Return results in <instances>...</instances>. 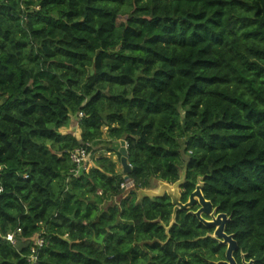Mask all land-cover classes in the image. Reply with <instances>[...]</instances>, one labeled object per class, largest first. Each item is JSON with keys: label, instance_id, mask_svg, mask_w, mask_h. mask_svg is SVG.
Segmentation results:
<instances>
[{"label": "trees", "instance_id": "trees-1", "mask_svg": "<svg viewBox=\"0 0 264 264\" xmlns=\"http://www.w3.org/2000/svg\"><path fill=\"white\" fill-rule=\"evenodd\" d=\"M121 140L135 190L103 210L125 192ZM87 145L117 159L72 176ZM185 167L182 201L203 177L264 264V0H0V264H28L38 234V264L219 259L196 216L167 233L171 199H139Z\"/></svg>", "mask_w": 264, "mask_h": 264}, {"label": "water", "instance_id": "water-1", "mask_svg": "<svg viewBox=\"0 0 264 264\" xmlns=\"http://www.w3.org/2000/svg\"><path fill=\"white\" fill-rule=\"evenodd\" d=\"M131 97V96H130ZM113 149L119 151L121 154V164L124 170V179L128 180L130 178V172L132 169L131 164L129 163L128 158V150L126 146V142L121 140L113 144ZM187 177V168L185 167L180 172L179 179L174 183H168L161 179H156L155 183L159 185L157 189L146 188L137 190L139 199L142 198H162L164 196H168L171 199V203L173 204V217L170 224L166 227L167 233L176 223L177 213L180 211H185L191 209L195 205H200V208L195 212V215L208 227H215V232L213 234L214 238H225V242L228 239L232 238V235H227L225 232L226 224L232 219V216H229L227 213H217V207H214V204L211 200H208L204 193V178L198 177L197 184L195 189L191 192L186 202L182 201V186L186 181ZM132 190H135V186H133ZM203 213L210 215L211 220H207L203 217ZM0 238L1 235H0ZM103 240L101 239L100 242ZM224 242V243H225ZM235 243V242H234ZM231 250L228 251V254H231ZM232 260V259H231ZM252 264V263H251Z\"/></svg>", "mask_w": 264, "mask_h": 264}, {"label": "built area", "instance_id": "built-area-1", "mask_svg": "<svg viewBox=\"0 0 264 264\" xmlns=\"http://www.w3.org/2000/svg\"><path fill=\"white\" fill-rule=\"evenodd\" d=\"M79 116L82 117L83 113L80 112ZM89 146L90 145L78 146L75 149L71 150L70 157L73 162V167L70 172L72 176H78L81 173L88 171L90 166L92 165V158L91 152L89 151ZM133 186L134 183L130 179L124 180V182L121 184V188L125 190H132ZM1 191L2 188L0 187V192ZM20 232L21 228H18L17 230L8 232L4 236V238L11 244L16 245L18 243L17 235H19ZM44 244V238L40 234L36 235L33 244L30 247V253L27 255L28 264H38L39 251L44 246Z\"/></svg>", "mask_w": 264, "mask_h": 264}, {"label": "flooded vegetation", "instance_id": "flooded-vegetation-1", "mask_svg": "<svg viewBox=\"0 0 264 264\" xmlns=\"http://www.w3.org/2000/svg\"><path fill=\"white\" fill-rule=\"evenodd\" d=\"M214 207H216V206H214ZM173 208H174V206H173ZM199 208H200V205H195L191 209L185 210L184 212L187 215L196 216L195 212ZM218 213H221V212H219L218 208H217V213L216 214H218ZM172 217H173V212H172ZM203 217L205 219H207V220H211L210 215H208L206 213H203ZM228 223L226 224L225 232H226L227 235H232V238L228 239V241H226V242H225V238H223V237L222 238H214L213 237V234H214L215 229H216L215 227H207L208 231L206 232V236L205 237H211L223 249V254L219 257V259H217V260H208L209 264H251V263L252 264H257L256 263L257 262L256 259L253 258V257H250L248 252L244 251L243 248L240 246L238 240L235 237V233H231V232L228 231ZM229 250L232 251L230 255L228 254Z\"/></svg>", "mask_w": 264, "mask_h": 264}, {"label": "rangeland", "instance_id": "rangeland-1", "mask_svg": "<svg viewBox=\"0 0 264 264\" xmlns=\"http://www.w3.org/2000/svg\"><path fill=\"white\" fill-rule=\"evenodd\" d=\"M78 117L77 116H73L72 117V123H71V126H69V128H70V131L72 132V133H76V135H78V134H80L79 132H80V129H79V124H78ZM104 152H105V150H102L101 148H99V146H93V153H91V158H92V165H93V163H94V159L95 158H97L98 156H100V155H103L104 154ZM116 158V157H115ZM119 165V169L122 167V165L119 163L118 164ZM184 169V168H183ZM182 169V170H183ZM155 180H156V178H153L152 179V181H151V188L153 187L154 189H157L158 187H159V185L157 184V183H155ZM125 190V189H124ZM131 190H125V192L122 194V196H120V197H116V198H114V199H112V200H109V201H105L104 203H102L101 205H100V209H107L109 206H113L114 204H119L120 203V200L122 199V198H124V197H126L128 194H129V192H130Z\"/></svg>", "mask_w": 264, "mask_h": 264}, {"label": "crops", "instance_id": "crops-1", "mask_svg": "<svg viewBox=\"0 0 264 264\" xmlns=\"http://www.w3.org/2000/svg\"><path fill=\"white\" fill-rule=\"evenodd\" d=\"M70 126H71V124H70ZM71 128V127H70ZM70 128L68 127V128H64V129H62V131L65 133H72L71 131H70ZM80 133V132H79ZM74 134H76V133H74ZM79 135V134H78ZM103 155H106L107 157H111L112 159H114V160H116L117 159V156L114 154V153H107V152H104V154ZM116 157V158H115Z\"/></svg>", "mask_w": 264, "mask_h": 264}]
</instances>
